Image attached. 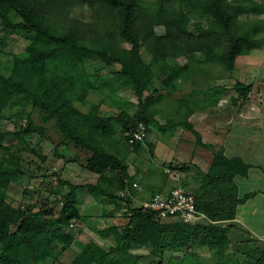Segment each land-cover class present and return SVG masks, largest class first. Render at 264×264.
<instances>
[{
    "label": "trees",
    "instance_id": "trees-1",
    "mask_svg": "<svg viewBox=\"0 0 264 264\" xmlns=\"http://www.w3.org/2000/svg\"><path fill=\"white\" fill-rule=\"evenodd\" d=\"M87 5L97 9V16L85 20L71 14L73 7ZM262 14L264 0H0V55L10 32L19 30L29 39L19 53L29 60L34 76L33 82L26 84L12 80L0 70V122L5 119L6 109L32 104L42 123L36 124L30 118L25 126L17 124L14 136L24 148L44 163L49 157L42 153L41 143L33 145L32 138L39 134L42 141L48 140L46 124L53 123L60 144L88 152L83 168L98 176L96 182L86 184L57 177L59 182L49 192L42 188V198L32 200L33 196L25 192L29 200L15 205L1 183L22 185L26 177L40 176L41 166L31 156L19 161L15 169L0 164V264L58 262L75 241L71 223L84 219L78 208L79 189H87L99 203L109 197L127 199L132 205L131 199L120 194L131 188L133 180L129 162L119 150L117 132L129 144L131 133L141 124L148 131L150 120L161 111L163 99L162 94H156L158 89L152 88L155 80H159L167 95H172L178 81L185 83L212 65L233 71L246 45H264ZM157 27L163 28L164 33L158 32ZM195 50L202 54L201 59ZM144 51L148 56L144 57ZM181 57L186 58L185 63L179 61ZM93 60L119 68L106 79L89 73L87 65ZM118 84L132 91L138 100L137 109L101 114L100 102L117 98ZM105 86L110 93L104 92ZM230 88L246 98L253 85L238 81ZM91 92L104 97L97 106L84 111L77 103L87 104ZM201 94L207 92L195 91L178 99L173 115L167 116L160 131L186 128L203 144L190 120L201 107ZM211 103L217 104L218 100ZM18 117L25 118L24 114ZM8 132L0 127V149ZM132 145L140 147L141 141ZM56 151L64 159L63 153ZM249 168L241 157H227L224 150H219L208 170L197 169L199 186L191 191L205 220L161 219L142 205L130 207L124 233L118 231L117 225L101 230L103 235L114 231L115 244L109 250L90 241L70 264H141L142 256L133 251L139 246L160 260L166 251L188 253L199 247L208 252L214 264H264V245H254L235 261L227 257L231 241L223 223L235 219L237 206L250 197H240L236 183L238 176L248 175ZM187 185L184 180L182 186ZM60 244L62 249L57 248Z\"/></svg>",
    "mask_w": 264,
    "mask_h": 264
},
{
    "label": "rangeland",
    "instance_id": "rangeland-1",
    "mask_svg": "<svg viewBox=\"0 0 264 264\" xmlns=\"http://www.w3.org/2000/svg\"><path fill=\"white\" fill-rule=\"evenodd\" d=\"M151 7L155 11L156 7L153 5ZM71 14L80 19L89 20L91 17L97 16L98 11L95 7L87 5L73 7ZM254 16L252 15V17ZM263 16L264 14L260 15V17ZM157 30L164 33V29L161 27H157ZM56 31L58 32V30ZM22 34L19 30L10 32L5 50L0 55V70L14 81L28 84L33 82L34 76L30 71L29 60L19 53L29 41ZM125 45L129 46V44ZM195 51L196 57L201 59L202 54ZM143 55L144 57L148 56L145 51ZM179 61L185 63L186 58L181 57ZM118 68V65L108 67L99 60L90 61L87 65L89 73L101 74L106 79H110V73ZM209 69L195 78L190 76L185 83L178 81L177 91L172 95H167L159 80L154 81L152 88L158 89L159 92L156 94L163 95L162 106L160 113L150 120L147 132L145 127L144 137L137 140L141 141V146H133L132 144L136 141L125 143L121 139V132H117L115 135L120 139V152L126 156L129 162V173L133 183H138L137 188L133 187L132 183L131 188H127L130 193L124 196V198L133 201L132 205L126 202L127 199L114 200L109 197L103 198L99 203L87 189H79L78 208L84 219L71 223L70 229L75 241L71 247L63 251L55 264H70L76 253L90 241L109 250L110 246L115 244L114 231L103 235L101 230L117 225L118 231L121 234L124 233L127 215L133 208L140 207L144 200L149 199L152 194L170 191L175 186H181L184 180L188 181L185 188L194 191L199 186L197 169L208 170L214 154L221 149L224 150V144L227 146L229 154H234L235 142L239 137L244 139L243 127L250 125V117H264V45L261 48L246 45L238 55L233 71H229L221 65H212ZM238 81L253 85L248 97L243 98L237 90L230 88ZM117 87L115 92L117 98H106L102 103L100 101L104 96L91 92L87 97V104L78 102L77 105L86 111L92 105L97 106L100 102L99 111L103 115L115 114L121 109L134 112L138 107L135 95L126 86L118 84ZM103 90L107 94L111 92L110 88L106 86ZM201 90L206 91L207 94L199 95L202 100L201 107L195 111L190 120L200 133L203 144H199L197 136L186 128H179L174 132H161L160 125L166 122L168 115H173L172 111L177 106L178 99L183 95H190ZM213 99L218 100V103L213 105L211 103ZM21 114H24L25 118L18 117ZM3 115L5 119L0 122V127L9 132L4 146L0 149V164L15 169L19 161L24 157L31 156V160L41 166L40 176L26 177L22 185L12 183L7 186L1 183L8 189L9 200L15 205L29 200V197L26 198L25 192L33 196L32 200L42 198V188H47L49 192V188L59 182L57 177H62L74 184L96 182L98 176L83 168L88 152L71 146V144H64V142L60 144L61 138L53 127V123L46 124L45 136L48 137L46 141L49 143L42 141L39 134L32 138L33 145L41 143L42 153L49 157L44 163L35 153L25 149L23 143L14 136L17 124L25 126L30 118L36 124L42 123L38 109L32 104L29 103L25 108L19 109L10 107L4 111ZM241 120L243 122L239 125ZM259 121H262L260 123L263 129L257 130V132H264V120L260 119ZM259 126L258 124L256 127ZM57 149L63 153L64 159L57 156ZM74 158H78V160ZM57 248L62 249V245H57ZM230 249L227 256L230 261L240 259L241 252H244V249L237 250L240 249L239 247L236 250L235 248ZM133 251L142 256L141 264H214L208 252L199 247H195L188 253L166 251L161 260L149 255L148 249L145 247L139 246ZM41 264H51V262L47 260Z\"/></svg>",
    "mask_w": 264,
    "mask_h": 264
},
{
    "label": "crops",
    "instance_id": "crops-1",
    "mask_svg": "<svg viewBox=\"0 0 264 264\" xmlns=\"http://www.w3.org/2000/svg\"><path fill=\"white\" fill-rule=\"evenodd\" d=\"M260 119L264 120V117H250V125L243 127L244 139L239 137L235 142L234 154H229L224 144V154L227 157H241L250 165L246 177L236 178L240 197L248 194L250 197L237 206L235 219L223 223L229 229L228 236L231 243L228 252L231 251L230 248L236 250L239 247L240 249L237 250L244 249L245 252L254 245H264V132H257L263 129ZM242 122L241 120L239 125ZM258 124L260 126L256 127ZM244 252H241L239 257H242Z\"/></svg>",
    "mask_w": 264,
    "mask_h": 264
},
{
    "label": "built area",
    "instance_id": "built-area-1",
    "mask_svg": "<svg viewBox=\"0 0 264 264\" xmlns=\"http://www.w3.org/2000/svg\"><path fill=\"white\" fill-rule=\"evenodd\" d=\"M131 135L129 139L131 143L141 140L145 135V126L141 124ZM132 185L138 187L137 182ZM129 193L127 189L120 191L122 196H127ZM142 206L156 212L161 219L179 218L185 222H199L206 219V216L198 211L191 191L182 185L175 186L167 192L153 194Z\"/></svg>",
    "mask_w": 264,
    "mask_h": 264
}]
</instances>
